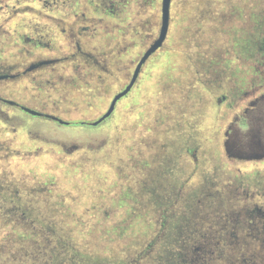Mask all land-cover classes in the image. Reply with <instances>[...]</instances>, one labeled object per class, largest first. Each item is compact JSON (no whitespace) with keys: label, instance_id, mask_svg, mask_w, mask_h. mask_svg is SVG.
Returning a JSON list of instances; mask_svg holds the SVG:
<instances>
[{"label":"rangeland","instance_id":"rangeland-1","mask_svg":"<svg viewBox=\"0 0 264 264\" xmlns=\"http://www.w3.org/2000/svg\"><path fill=\"white\" fill-rule=\"evenodd\" d=\"M20 1H1L5 16L20 10L6 37L31 25L50 48L38 54H67L76 23L88 29L82 50L106 57L100 89L11 90L56 102L63 119L105 112L128 81L125 59L139 58L161 23V0ZM251 90L264 92V0H172L163 44L102 123L20 113L30 129L0 168V264H264V95L243 113ZM30 135L56 142L31 156Z\"/></svg>","mask_w":264,"mask_h":264},{"label":"flooded vegetation","instance_id":"flooded-vegetation-1","mask_svg":"<svg viewBox=\"0 0 264 264\" xmlns=\"http://www.w3.org/2000/svg\"><path fill=\"white\" fill-rule=\"evenodd\" d=\"M1 1L2 0H0V10H1L0 11V168L2 167V163L6 158L20 156L21 153L20 150H18L16 146L15 147L12 146L16 145V139L20 129L24 128L26 131H29L27 129H30L29 127L21 124L22 115L20 113H23L24 115L29 117L43 118V120L46 119L48 121H52L53 123H56L57 125H62V126H72V125L96 126L102 123L104 120H106L114 113L117 103L119 102V100L126 97L129 94V92L132 90V88L134 87V85L138 80V77L142 73L145 62L153 54L152 53L146 59V61L141 65L134 85L127 92V94H125L124 96H122L117 100L112 113L103 121H101L96 125H92L90 124V122L96 120L97 118L94 120L63 119L60 116V114L68 113L69 110L61 109L57 107L56 102H52L51 104L53 106L47 108L46 103L39 102L37 104H32L28 101H24L23 99L17 98L10 93L11 90L15 89L16 87L17 88L21 87L23 89H27V88L36 89L38 87H42L43 84H47V88H48L47 90H51V91L67 90L69 92V91H79V90L80 91L90 90L92 87L94 89L97 85H98L97 88L100 89V85L105 81L102 77V73L107 72V69L104 66V64L107 62L106 57L103 58L101 57V55L100 56L93 55L90 53H86L85 51L82 50L80 41L77 39V36L83 34L88 29L85 26L77 27L76 23H75V27H70L68 29L67 47L69 51L67 52V54H61V55L38 54L37 50L39 48L48 49V50H50V48L48 43L43 42L38 38H34L32 33H34L36 29L35 27L32 28L31 25H28V27H30L31 29V31L29 30L30 33L28 32L29 34L22 33L19 35V37L17 36V38L6 37L7 35L5 33V29L2 28L10 20L12 16H16L17 14H19L20 10L17 11L15 9H12L10 15L5 16V13L2 12V8H1V7H5V5ZM17 1H19L18 3H21L20 0ZM26 12L36 15L38 13L36 9L32 7H30L29 11ZM30 22H32V19H30ZM32 30L34 32H32ZM65 30L66 28H63L62 32H64ZM131 45L132 43L126 44L128 49ZM7 49H8V54L6 55L5 52L7 51ZM141 55L139 56V58L136 59L133 57L130 58L127 57V59H125L124 62L126 65V71L128 73V81L126 82L122 90L129 83ZM122 57H123L122 54H116V56H114L115 62L119 63V60H121ZM58 68H61V70H57ZM60 73L67 74V76L64 78L61 75H57ZM255 82H256V77L253 79V84H252L253 90L259 87V86L257 87L255 86ZM253 90L244 93V96H248L250 100L245 104L243 113L244 112L247 113L250 108L254 107L256 103L255 101L259 100L260 97L264 95V92L260 93V95H256ZM221 98L225 99L226 96L222 95ZM110 102L108 103V107L110 105ZM86 105L89 108H92L95 104L88 102L86 103ZM25 108L35 110L37 112H40V114H33L27 111ZM240 115L241 114L234 116L233 118L234 121L240 119ZM51 116L60 118L63 121H66L67 123L60 122L52 118ZM234 121H231L225 130V135L227 136L225 142L226 143L225 151L228 156L230 155L229 154L230 139L228 136L230 135V129L234 128L235 126L236 122ZM7 123H9L10 126L9 125L6 126ZM245 126L246 127L244 129H247L248 124ZM6 131L10 134L11 141L6 140L5 138ZM48 141L49 143L56 142L53 139L40 140L39 136L37 135L31 136V138L29 139L30 150L24 151L23 153L31 154V156L32 155L37 156L41 153V151L39 150V147H36V144L38 142L47 144ZM76 148H77L76 144H71V146H69L68 148L65 147L64 151L65 153H71Z\"/></svg>","mask_w":264,"mask_h":264},{"label":"water","instance_id":"water-1","mask_svg":"<svg viewBox=\"0 0 264 264\" xmlns=\"http://www.w3.org/2000/svg\"><path fill=\"white\" fill-rule=\"evenodd\" d=\"M171 1L172 0H161V23H160L158 36H157L156 39H154L152 41V43L146 48V50L141 55V57H140L137 65L135 67L134 73H133L129 83L126 85V87L123 90L119 91L118 93H116L113 96V98H112V100L110 102V105L107 108V110L99 118H97L96 120L90 122V124L96 125V124L100 123L101 121H103L105 118H107L112 113L117 100L119 98H121L122 96H124L125 94H127V92L131 89V87L136 82V79H137V76H138V73H139L141 65L146 61V59L152 53H154L163 44V42H164V40L166 38L167 32H168ZM25 109L27 111L33 113V114H40V112H37L35 110H31V109H28V108H25ZM51 117L56 119V120H58V121H60V122L67 123L66 121H63L62 119L57 118L55 116H51Z\"/></svg>","mask_w":264,"mask_h":264}]
</instances>
